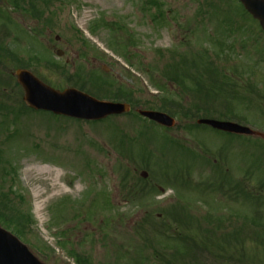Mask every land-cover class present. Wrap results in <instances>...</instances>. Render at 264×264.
<instances>
[{"label": "rangeland", "instance_id": "obj_1", "mask_svg": "<svg viewBox=\"0 0 264 264\" xmlns=\"http://www.w3.org/2000/svg\"><path fill=\"white\" fill-rule=\"evenodd\" d=\"M144 1L53 0L48 7L37 0L39 9H47L45 14H54L51 41L55 35L70 39L68 56L76 63L81 62L77 54L82 50L90 54L96 50L137 78L146 76L144 71L151 73L149 95L157 96L155 106L169 96L186 108L200 107L201 114L210 110L240 124L246 123L245 118L257 122L244 110V79L233 76L244 57L236 56L233 64L225 54L219 57L223 60L217 59L214 50L230 41L224 36L227 29L220 26L224 20L258 31L256 20L234 0H160L165 10L157 16V8L145 10ZM198 1L206 9H200ZM208 1L217 9H211ZM10 2L0 0V33H9L7 47L19 50L24 59L51 58L44 45L49 30L41 20L19 10L31 7L22 4L18 9ZM178 54L208 65L210 71L191 65L185 70L203 76L202 84L213 85V91L190 92L192 83L186 89L179 84L167 89L162 69L176 62ZM13 65H19L17 60ZM15 70L0 76L5 86L0 94L5 103H0L8 107L6 115L0 110V191L13 189L22 195L20 210L32 215L33 226L21 240L45 264H75V253L89 257L93 264H169L178 249L182 260L174 264H264L261 142L193 125V120L179 114L178 125L165 130L133 114L89 121L29 110L16 101L23 95L12 77ZM121 70V80L132 85ZM39 76L55 88L66 86L51 71H39ZM252 111L255 116L259 112ZM32 166L60 172L59 189L53 190L45 180L53 178L51 173L33 174L26 180L25 169ZM144 170L147 178L140 175ZM166 175L169 183L164 181ZM224 179L225 184H220ZM153 186L155 193L150 191ZM34 188L41 197H35ZM138 189L142 195L135 194ZM177 211L188 217L187 227L179 225L180 216H172ZM178 234L186 241H176Z\"/></svg>", "mask_w": 264, "mask_h": 264}, {"label": "flooded vegetation", "instance_id": "obj_2", "mask_svg": "<svg viewBox=\"0 0 264 264\" xmlns=\"http://www.w3.org/2000/svg\"><path fill=\"white\" fill-rule=\"evenodd\" d=\"M237 1V0H236ZM238 3H240L238 1ZM241 4V3H240ZM243 8V6H241ZM245 24V23H244ZM243 23L233 22L225 24V29H227L224 36L230 41L224 45V53L228 60L235 62L236 56H243V61L238 64L239 69L233 70V73L237 76H241L243 80V92L242 102L244 106L245 113L248 117L254 116L255 121L249 122L248 118H245L246 123L253 129L261 131L264 133V30L261 28L259 22H257L259 29L254 31L251 27H244ZM41 26H45L49 30L46 34L44 45L48 48L53 56L51 57V62H56L63 72L62 75L57 76L66 85L64 88L73 87V84L68 82L67 77L74 74L77 70H82L87 73H93L97 78L87 79V81L81 84L86 90H92V88H98L104 81L112 82L116 85H125L132 87V97L131 100L135 105V109L139 110L144 105L148 104L149 95L148 87L152 86L151 83V73L147 71V77L138 80L132 78L130 85L127 82L121 80L120 69L117 63L112 59L106 58L103 54H77V58H81V62L76 63L72 56H68L69 50L72 49V43L70 39H63L61 35H55L52 40V29L56 26V22H46L42 23ZM245 37L241 39V36ZM238 36V37H237ZM44 39V37H43ZM55 55V57H54ZM106 62L112 65V68L106 65ZM86 64V65H85ZM34 67L37 71H42L44 68L46 71H51L48 67L43 66L42 62L35 60L33 62ZM77 67L74 70V67ZM7 70L11 69L8 65ZM15 68V67H14ZM115 70V73H113ZM101 72L103 75H101ZM118 72V73H117ZM53 73V72H52ZM117 73V74H116ZM14 75V72L12 73ZM54 75H56L54 73ZM122 76L127 77L123 74ZM232 77V76H231ZM130 79V78H128ZM61 86V85H60ZM252 109H258L257 115H253ZM256 117L258 120H256ZM250 119V118H249ZM251 121V119H250ZM248 141L250 139H255L264 145V139L255 135H243ZM149 185V184H147Z\"/></svg>", "mask_w": 264, "mask_h": 264}, {"label": "water", "instance_id": "obj_3", "mask_svg": "<svg viewBox=\"0 0 264 264\" xmlns=\"http://www.w3.org/2000/svg\"><path fill=\"white\" fill-rule=\"evenodd\" d=\"M241 2L255 18L260 20L264 28V0H241ZM17 76L25 88L24 100L36 109L50 110L56 114L85 119H102L130 110L129 104L98 100L74 88L64 92L57 91L27 70H18ZM141 113L165 126L176 125L175 119L166 113L158 111H141ZM199 123H205L227 132L252 133L264 137V134L234 122L201 119ZM142 176L147 177V172L143 171ZM0 264L44 263L40 262L15 236L0 227Z\"/></svg>", "mask_w": 264, "mask_h": 264}, {"label": "trees", "instance_id": "obj_4", "mask_svg": "<svg viewBox=\"0 0 264 264\" xmlns=\"http://www.w3.org/2000/svg\"><path fill=\"white\" fill-rule=\"evenodd\" d=\"M11 1L18 7H20L21 2H23V0H11ZM43 1L46 4H49L51 2V0H43ZM151 3H153L156 6L159 5L157 0H152ZM32 8L38 9L36 7L34 0L32 3ZM4 50H5L4 45L3 46L1 45L0 53L4 54L5 53ZM187 65L188 66L191 65L192 67L197 68V69H199L200 67L197 61L195 60L190 61L188 58L187 59L183 58L182 62L176 61L174 63H170L166 67L167 68L166 72H168L170 75H173V74L178 75L180 72H183V74L180 76V80H181V83H185L188 75L190 74L189 70H185L186 69L185 67ZM204 69L210 71V68H208L207 66L204 67ZM191 80H193V83L195 85V89H194L195 93L201 94V92H204V89H207L208 91H213L212 90L213 85H211L210 88L209 87L206 88V86L202 84L201 75H194L191 77ZM216 89L218 91V88ZM176 103L177 102H175L173 98L166 96L162 99L160 108L172 114H175L179 112L177 109H175ZM196 106L198 107L200 105L198 104ZM171 110H174V111L171 112ZM180 112H183V111L180 110ZM17 206L18 205H16L15 201L10 197V195L7 192H0V224L4 225L7 228L14 230L19 236L25 237L27 232L32 231L33 218L31 214H25L24 212H22V210H20L19 206L18 207ZM178 223L179 225H182L184 222L182 220H179ZM178 236L179 237L175 238L176 241L185 240L184 235L178 234ZM186 238L188 237L186 236ZM225 238L227 239L226 236H224L222 239H225ZM188 249H190V246L188 247ZM176 253H180V252H176ZM176 253L171 255L170 261L168 262L169 264H174L175 260L176 262L178 261V256L176 255ZM180 254L182 256V253ZM226 254L228 257H233V255L230 254L229 252H226ZM74 256L76 258L77 263L79 264H92L88 259L84 258L80 254L75 253ZM227 256L226 258H228Z\"/></svg>", "mask_w": 264, "mask_h": 264}, {"label": "bare ground", "instance_id": "obj_5", "mask_svg": "<svg viewBox=\"0 0 264 264\" xmlns=\"http://www.w3.org/2000/svg\"><path fill=\"white\" fill-rule=\"evenodd\" d=\"M41 173H51V175H54L53 178H47L45 180L49 181V185L53 190L59 189L58 183L60 181L61 174L60 172L53 174V170L50 167H46L43 169L39 168L38 166L28 167L27 169H25L26 180H29L33 174H41ZM37 188H34V194L36 198H39L41 197V191Z\"/></svg>", "mask_w": 264, "mask_h": 264}]
</instances>
